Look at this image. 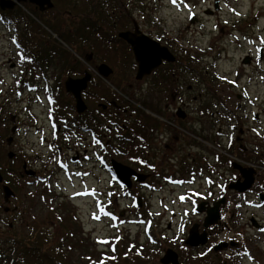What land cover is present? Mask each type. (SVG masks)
Wrapping results in <instances>:
<instances>
[{"label":"rangeland","instance_id":"1","mask_svg":"<svg viewBox=\"0 0 264 264\" xmlns=\"http://www.w3.org/2000/svg\"><path fill=\"white\" fill-rule=\"evenodd\" d=\"M216 2L218 9H215L212 15L206 14L207 9L214 10ZM106 4L109 7L110 1ZM120 4L121 8L123 5L127 7L128 12L138 19L143 28L151 29L153 37L164 38V43L175 53L179 61L198 69V73L201 71L199 78L195 72L187 69L182 78L185 81V101L189 103L186 107L189 108L192 117L196 107L201 103L193 97L203 96L202 101H208L213 77L217 81L219 96L230 94L233 96L231 101L234 103H229L230 106L233 105V111L237 112L236 106L239 102L236 95L241 93L249 96V100H244L242 105L249 112H260L264 117V0H182V2L178 0L177 4H173L172 0H120ZM85 5L88 6L89 2L86 1ZM27 8L30 12L29 6ZM23 9L26 10L24 7ZM116 11L118 12V9ZM26 15L31 17V14ZM29 17H24L27 18L26 22L23 21L24 18L19 22L14 21L13 25L0 22V80L10 78L9 85L0 86V108L2 106L10 108L11 116L18 117L22 107L24 113L26 112L25 120L33 121L35 119H32L34 116L31 111L23 107L32 99L30 91L11 80L14 79L13 74H16L15 78L19 77L16 79L17 82L25 79V65L33 67L37 64V61L24 63L21 57L23 47L30 48L36 45L29 43L33 41L34 36L39 37L38 42L34 40L37 42V48L41 45L42 48L56 44V42L52 45L47 44V41L56 38L47 33L46 28L47 31L41 30L37 25V19L36 22L32 21L33 24L30 23L31 27L28 29ZM61 47L67 48L64 44ZM35 48H30L32 53H36ZM63 54L59 55L58 51H54L52 58L56 62H52L48 69H57L58 79L65 80V71L62 70L65 66L59 63ZM248 54L255 57L254 62H249V64L252 62L250 65L244 63V59H248L245 55ZM14 63L16 69L10 68ZM39 65L38 68L45 70V62H39ZM91 66L96 69V64L92 63ZM238 74H241L240 79ZM225 78L233 79V83L238 82L240 86H232ZM195 80H201L202 83L196 84ZM147 83L145 80L137 87V91L133 93L134 99L136 97L144 99L141 97V90L147 88ZM34 106L42 115H38L39 120L41 117L37 126L39 132L37 134L35 131V123L31 124V133L21 140H19L21 136L16 140L20 142L22 148L17 149V152H21L23 159H27L29 167L36 169L40 177L46 178V181H37L32 186L26 185L24 190L26 196L18 201L21 211L10 216L3 213V209L0 211V215L9 218V222L14 225L10 230L7 229L8 236H11L8 243L6 245L0 243V248L6 249L8 251L6 254L15 258L16 262L13 259L9 264L24 261L20 255L26 261L19 264H99L102 259L106 260L104 264H161L160 259L168 249L179 253L181 264L206 263L210 257L209 252L207 254L201 252L202 250L199 252L198 248L194 251L193 248L184 245L191 227L201 223L203 213H196L193 207L197 200H183L182 195H177L173 190H165L164 187L165 192L147 195L146 204H141L142 208H138L136 200L124 199V195L121 196L114 191L113 185L106 178L107 175L101 173L93 162L82 167L79 174L74 175V167L70 165L69 171H61L57 164L63 160L61 154L66 155L64 162L68 164V156L74 153L47 150L46 142H50L52 138L47 122L48 111L40 107L44 105L33 104ZM91 106L95 108V103L93 102ZM166 131L167 134L164 135L169 138L170 131L168 129ZM167 143L174 151H180L178 148L181 144L174 138L170 137ZM182 147L185 155L181 156L180 164L177 159L175 164L185 165L184 157L189 164H197L196 160H192L193 155L197 153L186 148L188 142ZM259 154L261 156L257 158ZM262 154L264 151L255 153V157L253 156L255 159L247 160L254 162L258 159L257 164L255 163L256 176L264 185ZM233 158L229 161L234 160ZM198 160L205 162L206 158L201 155ZM220 168L223 173L226 170L228 173L231 171L225 164L220 165ZM161 185L163 183H159L157 187ZM103 190L107 196L101 193ZM229 195L230 204L223 212L226 219L221 220L222 223L217 227L211 240L203 247L208 242H212L213 245L222 242H230L229 244L235 242L236 245L240 243L238 246L229 245L230 248L226 252H221L223 262L264 264V231L250 226L247 222L250 214H257L258 218L264 221V208L246 212L244 206L238 210L233 206L242 202L243 197L235 193ZM105 213L112 217L106 216ZM232 213L235 214L233 217L235 221L231 223L229 215ZM30 218L34 221L31 222ZM29 224L39 227L38 242L34 241L32 245L28 244L31 235ZM18 239L25 240L24 247L28 246L33 254L29 251L23 252L17 245ZM42 241L45 243L43 249L34 247L37 244L38 247ZM34 250H40L36 256L42 259L29 260L28 256H33ZM210 253L212 254L213 250ZM59 260L62 262L59 263Z\"/></svg>","mask_w":264,"mask_h":264},{"label":"flooded vegetation","instance_id":"2","mask_svg":"<svg viewBox=\"0 0 264 264\" xmlns=\"http://www.w3.org/2000/svg\"><path fill=\"white\" fill-rule=\"evenodd\" d=\"M85 2L80 1L81 5H85ZM215 4L214 10L207 9L205 13L212 15L215 11ZM35 9L40 11L36 7ZM44 12L40 11V13ZM119 13V16L105 18L110 24H114L101 26L102 31L98 33L99 40L91 48V41L87 39V34L84 35L83 41L78 44L80 47L76 48V51L78 50L80 53L78 51L76 53L74 48L66 45V49L71 52V57L68 55L69 53H64L69 61V65L62 69L65 71V80L58 79L57 69H48L52 62H56L52 58V53L55 50L49 47L41 48V46L37 48L39 37L34 36L33 41L29 42L30 45L36 44L34 47H30L32 49L36 47V53H32L29 47H23L21 57L24 63L37 61V64L33 67L25 65L26 78L17 82L16 79L19 77L15 78L16 74H13L14 79L11 82H16L18 86L27 87V90L30 91L32 99L29 100V103L26 102L23 107L31 111L34 116L32 119L35 120L27 119L26 121V112L24 113L25 110H22V107L18 117L11 116L10 108L6 109L4 106L0 108V194L2 195L0 197V211L3 209V213L7 216L21 211L18 201L26 196L24 193L26 185L32 186L37 181H46V178L40 177L36 169L29 167L27 159H23L22 153L17 152V149L22 148H20V142H16L18 137L21 136L19 138L21 140L22 137L31 133V124L33 123H35L34 128L38 134L39 127L37 126L41 120V117L39 120L38 115H42L37 111L36 106L33 107V104L44 105L40 107H44L43 109L48 111L47 122L52 132L50 142H46L47 150L74 153L68 156V164L64 162L66 155L61 154L63 160L57 163L61 167V171H69L68 165H70L74 167V175L79 174L82 167L93 162V165L98 167L101 173L107 175L106 178L113 185L114 191H117L121 196L124 195V199L136 200L138 208H142L141 204H146L147 195L165 192L167 189L173 190L177 195H182L183 200H197L193 205L196 213H199V205L204 203V213H200L202 215L201 223L194 225H199L200 233L206 231L210 241L217 227L222 223L221 220L226 219L222 213L230 204L229 193L243 197L242 202L233 206L238 210L244 206L246 212L264 208V199L260 197L264 194V185L257 179L255 169V163L258 159L254 162L247 160L255 159V153L264 151V117L261 116L260 112H249L242 105L244 100H249V96L241 93L236 95L239 102L236 106L237 112L233 111V105H229L233 102L231 101L233 96L231 94L219 96L217 81L214 77L211 81V94L207 97L209 98L208 101H202L203 96L193 97L195 100H200L201 103L196 107L193 113L194 117H192L189 108L186 107L189 103L185 101V81L182 78L187 69L195 72L199 78L201 71L198 73V69L191 68L179 61L175 53L164 43L165 39L153 37L151 35L152 30L143 28L138 19L128 12L125 5L119 9ZM26 19L24 18L23 21L26 22ZM14 21L19 22L20 20L0 17V22L3 23L8 22L13 25L15 24ZM29 23L33 24L32 21ZM31 24L27 26L28 29ZM69 32H73L72 27ZM127 32L136 37L146 35L159 42L162 46L169 48L177 60L175 62L163 61L150 75L138 80L139 66L133 48L131 44L120 37L121 33ZM47 33L55 36L49 30ZM35 39L37 42L34 41ZM52 43H54L52 40L47 41L49 45ZM53 46L56 47V44ZM46 48L48 49L46 50ZM78 54L83 57L81 58ZM247 56L248 59L245 58ZM245 57L244 60L255 61L253 54L245 55ZM259 57H262L260 50ZM39 62H45V67L48 70L45 68L42 71V68H38L37 66L40 67ZM92 63L96 64V69L90 67ZM15 65V63L11 64L10 68L16 69ZM101 65H106L110 69L111 72L108 76L100 72ZM243 66L246 67L245 64ZM87 73L90 75V79L87 82V88L81 92L87 109L85 112L79 113L76 108L75 96L67 92L65 82L68 78L83 79ZM5 78L0 80V86L9 85L10 78ZM240 78L241 74H238V79ZM225 79L232 86H240L238 82L233 83L234 80L231 78ZM145 80L148 81L147 88L141 90V97L144 99L137 97L134 99L133 93ZM195 83L200 85L202 82L195 80ZM62 86L65 94L60 91ZM134 87L135 91H133ZM227 88L229 89V85ZM62 100L66 101V109L59 111L58 105ZM93 102L95 108L91 106ZM167 129L170 131L168 133L169 138H174L181 144V147L178 148L180 151H174L171 145L167 143L169 138L164 135V133L167 134ZM187 142L188 147L186 148L197 153L192 158L193 161L196 160L197 164H189L184 157L185 165L178 166L175 164V160H179L180 164L181 156L185 155L182 151V145L187 144ZM188 155L191 156V154ZM201 155L206 158L205 162L198 160ZM260 156L261 154L257 158ZM233 157L243 159L244 161L236 160L242 162V167L254 171L253 185L242 193L231 188L233 183L239 180L243 181L238 170L233 168L235 160ZM230 158L234 160L229 161ZM113 161L132 168L137 174L144 175L145 180L138 182L137 178L133 176L131 187L125 186L116 177ZM223 164L231 170V174L228 173V170L223 173L220 168V165ZM159 183H163V185L157 187ZM255 184L257 185L255 186ZM7 187L15 194L8 199L5 198V188ZM95 193L93 192V194ZM101 193L107 196L105 190ZM139 200H141V204H139ZM220 201L221 216L219 221L215 225L205 228L206 212L212 209L216 202ZM105 215L111 217L109 213H105ZM233 217H235L234 213L229 215L231 223L235 221ZM9 220V218L0 215V243L2 242L4 245L8 243L11 237L8 236L7 229L10 230L14 226ZM30 221L32 222L34 219L30 218ZM247 222L250 226L264 231V221L259 219L257 214H250ZM29 228L31 235L28 238V244L32 245L34 241L38 242L39 227L36 228V226L29 224ZM17 242L23 252L27 253L24 247L26 241L18 239ZM185 242L184 245L187 246ZM229 243L222 242L213 245L212 242H208L205 247L199 246L198 249L193 248V250L197 249L199 252L202 250L201 252L204 251L206 254L209 252L210 257L203 264H227L226 261H222L221 252H226L230 248L229 245L235 244V242ZM225 244L226 246H224ZM238 245L240 243L236 246ZM187 247L189 248V246ZM212 250L213 253L211 254L210 251ZM6 252H8L6 249L0 248V264H9L13 259L16 262L15 258L12 255L8 256ZM29 252L33 254V251L29 250ZM20 257L24 260L20 262L25 263L26 259L21 255ZM28 257L29 260L42 259L35 254ZM58 262L61 263L62 261L59 260ZM29 263L32 262L29 261Z\"/></svg>","mask_w":264,"mask_h":264},{"label":"water","instance_id":"3","mask_svg":"<svg viewBox=\"0 0 264 264\" xmlns=\"http://www.w3.org/2000/svg\"><path fill=\"white\" fill-rule=\"evenodd\" d=\"M29 2L38 8L40 11L44 12L47 9H52L54 4L52 0H0V9L3 11L13 10L17 5H22V3ZM215 9H218L217 2L215 4ZM120 37L126 40L131 44L135 59L138 63V73L137 79L141 80L145 76H148L152 73L154 69L159 67L163 61L175 62L176 57L171 53L169 48L162 46L159 42L151 39L146 35L139 37L134 36L131 33H121ZM249 60H245V64H249ZM100 72L105 76L111 72L108 66L101 65ZM90 79V75L87 73L83 79H72L68 78L65 82L66 90L68 93H71L75 96L76 99V108L79 113L85 112L87 106L85 105L81 92L87 88V82ZM113 168L117 175V178L127 187H131V178L134 176L137 178L138 182L145 180V176L137 174L135 170L130 167H127L119 162L113 161ZM233 168L238 170L244 179L243 181L239 180L232 184V189L238 192H245L251 188L254 182V171L252 169H246L242 167L239 163L234 162ZM1 179V178H0ZM15 194L10 188H5V198L8 199L13 197ZM261 199H264V194H262ZM141 204V200L138 201ZM220 202H216L214 207L206 212V218L204 227L208 228L209 226L215 225L220 219ZM204 203L199 205L198 212L204 213L203 210ZM208 241L207 232H199V225H194L189 232L188 238L186 240V245L191 248H197L199 246H204ZM226 246V244L224 245ZM221 248V247H218ZM161 264H181L179 260V255L173 249L166 250L163 257L160 259Z\"/></svg>","mask_w":264,"mask_h":264},{"label":"trees","instance_id":"4","mask_svg":"<svg viewBox=\"0 0 264 264\" xmlns=\"http://www.w3.org/2000/svg\"><path fill=\"white\" fill-rule=\"evenodd\" d=\"M81 0H53L54 9L48 10L44 13H40V11L36 10L35 7L32 8L30 4H24L23 7L26 8L24 10L22 7H16L14 10L2 12L0 10V15L5 16L10 19H18L21 20L24 17H29L26 14H31L29 20L27 21L30 24V21L36 22L35 19L38 20L37 25L43 31H46L47 28L51 33L59 36L58 39H53L52 42H56L55 46H47L49 48L58 51V54H63L65 52L71 54L68 49L63 46V44L68 47L74 48L75 52L76 48L80 45L81 41H83V37L87 34V39L91 41L90 48L94 46L99 40L98 33L102 31V25H112L105 18H111L116 15H120L119 9L121 8L120 0H86L89 2V5H84L80 3ZM107 1H110L109 7L107 6ZM29 6V9L27 8ZM118 9V12L116 11ZM28 11V12H27ZM111 21V20H109ZM70 22V24H69ZM112 22V21H111ZM116 24V23H115ZM73 28V32H69L70 28ZM35 44V43H34ZM42 46V45H41ZM48 48H46L47 50ZM62 51V52H60ZM50 54V51L48 50ZM80 53V52H79ZM81 58L83 57L81 54H78ZM59 63L65 67L69 65V61L64 56H61ZM73 58H75L73 56ZM63 86L60 87V91L64 92ZM59 91V92H60ZM65 94V92H64ZM61 95V94H60ZM58 110L66 109V101H60L58 105ZM45 243L42 241L38 247L35 248H44ZM26 252L29 251L28 247L25 248ZM35 250V255L40 251ZM115 252V250H113ZM41 255V253H40ZM106 263V260L103 259L99 264Z\"/></svg>","mask_w":264,"mask_h":264},{"label":"snow or ice","instance_id":"5","mask_svg":"<svg viewBox=\"0 0 264 264\" xmlns=\"http://www.w3.org/2000/svg\"><path fill=\"white\" fill-rule=\"evenodd\" d=\"M178 0H172L173 4H177ZM180 2H182V0H180Z\"/></svg>","mask_w":264,"mask_h":264}]
</instances>
